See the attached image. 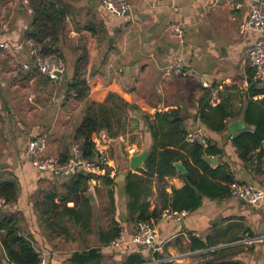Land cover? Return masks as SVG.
Masks as SVG:
<instances>
[{
  "label": "crops",
  "instance_id": "crops-1",
  "mask_svg": "<svg viewBox=\"0 0 264 264\" xmlns=\"http://www.w3.org/2000/svg\"><path fill=\"white\" fill-rule=\"evenodd\" d=\"M130 1V14L116 18L105 12L99 0H62L68 15L55 57L64 65V73L48 81L16 63L32 61L29 45L33 43L24 35L32 19L28 1L0 0V43L9 47L0 48V172L17 178L19 195L11 211L24 216L22 234L33 239L45 264H69L74 252L91 248H99L101 258L88 264H127L136 255L143 259L141 264H264V241L256 239L264 235V200L253 206L228 193L217 197L200 193V205L180 221L153 220L157 234L153 246L130 242L135 224L128 221L123 189L126 174L134 172L128 167L129 150L149 152L146 121L156 112L179 109L188 117L189 131L195 126L202 128L206 140L221 149L220 155H205L216 158V164L207 163L212 169L223 166L233 180L256 188H261L264 180L255 165L240 159L231 141L248 129L243 114L250 99L252 70L245 51L253 34L238 32L239 23L248 14V0H235L234 8L213 0ZM173 24L183 29L182 43L169 35ZM84 52L88 99L108 106L111 102L106 99L112 93L132 108L124 113L121 128L113 124L111 132L103 130L92 137L98 152L107 159L105 174L93 175L84 193L65 199L72 175L60 177L33 169L23 149L30 139L45 134L49 153L59 159L66 149L70 151L85 105L66 98L65 83L72 77L74 61ZM174 57L202 75L209 86H201L193 76H165L163 68ZM203 88H211V106L219 105L228 114L222 132L208 129L197 118ZM262 98V94L252 97ZM235 120H242L245 128L232 135L228 124ZM186 177L177 171L159 185L154 181L148 197L150 210L161 211L165 197L173 188L183 187ZM221 177L210 180L224 186ZM46 200L51 207L50 227L39 220L38 205ZM73 210L80 212L78 223ZM114 221L121 234L118 245L111 246L106 235ZM246 239L253 241L247 243Z\"/></svg>",
  "mask_w": 264,
  "mask_h": 264
},
{
  "label": "trees",
  "instance_id": "trees-1",
  "mask_svg": "<svg viewBox=\"0 0 264 264\" xmlns=\"http://www.w3.org/2000/svg\"><path fill=\"white\" fill-rule=\"evenodd\" d=\"M32 10V19L29 29L25 32V38L30 40L42 56H56L58 58V45L63 34V24L68 15V6L62 4V0H27ZM60 2V3H59ZM90 29V28H89ZM86 53H81L74 61L72 77L65 83L66 98H73L84 103L82 118L75 129L73 142L79 144L83 157L95 160L100 153L95 147L92 137L95 133L106 130L111 132L113 124L122 127L121 120L124 113L132 106L122 99L115 98L114 94L107 96L106 103H95L88 99L89 86L85 78ZM48 80V79H46ZM49 81V80H48ZM203 97L199 101L197 112L198 120L208 129L222 132L226 129L227 113L221 106H211L208 100L211 97V88H203ZM250 99L247 101L243 119L248 129L236 134L231 141L237 149L242 161L249 165H255L256 170L263 173L262 159L264 157V84L258 87L252 86ZM256 94H262L261 100H253ZM188 117L179 109L156 112L151 120L147 119L150 133V147L142 168L134 172L128 171L125 176L124 195L126 197V209L128 221L136 224L139 221L153 225V220L161 218L164 209L174 211H193L201 203L199 193L208 197H217L229 194L228 184L233 181L231 175L226 174L223 166L212 169L203 161L205 155H220L221 149L206 140V145L186 141L189 131L187 127ZM70 155L66 149L60 162H64ZM175 162H180L186 172L185 184L179 189L173 188L170 196L165 197L162 210H150L148 197L151 195L152 184L165 182L166 178L177 173ZM221 175L224 186L214 184L210 179ZM93 174L75 172L71 181L66 185L67 196L84 193L85 186ZM109 182V180H107ZM162 194V192H161ZM19 195L17 178L8 172H0V196L5 199L6 206L0 212V264H38L41 260L39 252L33 245V239L26 237L21 232L23 214L11 211L15 206ZM160 195V194H159ZM112 206L114 200L112 192L109 193ZM78 197V196H77ZM49 199L53 200V196ZM84 199L88 200L86 197ZM40 207V223L52 226L51 207L46 200L38 205ZM69 209V208H68ZM72 209V208H71ZM82 210V209H81ZM74 218L78 223L80 212L73 210ZM89 216V213H88ZM89 222V218L86 220ZM115 222V223H114ZM110 232L107 233L106 242L118 238L121 227L116 221ZM101 258L99 248H91L87 251L74 252L67 260L69 264H88L97 262ZM141 256H131L127 264L143 263Z\"/></svg>",
  "mask_w": 264,
  "mask_h": 264
},
{
  "label": "built area",
  "instance_id": "built-area-1",
  "mask_svg": "<svg viewBox=\"0 0 264 264\" xmlns=\"http://www.w3.org/2000/svg\"><path fill=\"white\" fill-rule=\"evenodd\" d=\"M213 1H220L228 8H234L236 6L235 0ZM99 2L108 15L116 18L128 16L132 9L130 0H99ZM168 30L170 37L174 41L179 43L184 41L183 29L179 24L171 25ZM238 32L240 34H253L252 42L246 48L245 56L248 66L252 70V82L256 85H262L264 84V0H248V14L239 23ZM29 46V55L32 61H16L22 70H34L51 81L58 79L64 73V65L55 56H42L35 46ZM0 48L9 50L8 45L2 42L0 43ZM163 74L167 77L193 76L201 86H209L203 76L192 72L180 57H174L167 63L163 68ZM186 141L206 145V137L202 128L200 126L192 128L186 135ZM48 146L49 142L45 134L33 137L24 146L23 155L33 169L60 177L70 176L78 171L93 175L105 174L107 159L102 154L95 160H88L83 157V152L79 144L74 143L71 146L69 157L64 162H60L56 155L48 152ZM136 153V148H131L129 150V157ZM262 170L264 176V157L262 159ZM261 184V188H256L251 184L233 180L228 184L229 194L247 204L259 206L264 200V180ZM5 206V199L0 196L1 211L4 210ZM187 213L188 211H174L166 208L163 210L161 217L180 221ZM156 237L157 234L153 225L139 221L135 224V230L131 235L130 242L136 245L151 247ZM256 239L264 241V235L258 236ZM252 241L251 239L245 240L247 243H251ZM118 243L119 237L112 240L109 244L116 246ZM38 264H45V260L41 258Z\"/></svg>",
  "mask_w": 264,
  "mask_h": 264
},
{
  "label": "water",
  "instance_id": "water-1",
  "mask_svg": "<svg viewBox=\"0 0 264 264\" xmlns=\"http://www.w3.org/2000/svg\"><path fill=\"white\" fill-rule=\"evenodd\" d=\"M109 42L111 43L110 38H109ZM253 85H254V82H250V86H253ZM244 128H245V124L242 120H235L228 124V130L232 135H235L239 130H243ZM147 155H148L147 150H144L141 153L132 155L128 161L129 169L132 171H136L137 169L142 168ZM203 161H205L208 164L209 163L216 164L217 162L216 158H210L209 156H204ZM174 166L181 173L182 177L187 176V172L181 163L175 162ZM199 195L201 194L199 193ZM88 198L92 200V195H88ZM0 212H1V208H0Z\"/></svg>",
  "mask_w": 264,
  "mask_h": 264
},
{
  "label": "rangeland",
  "instance_id": "rangeland-1",
  "mask_svg": "<svg viewBox=\"0 0 264 264\" xmlns=\"http://www.w3.org/2000/svg\"><path fill=\"white\" fill-rule=\"evenodd\" d=\"M102 214V213H101Z\"/></svg>",
  "mask_w": 264,
  "mask_h": 264
}]
</instances>
